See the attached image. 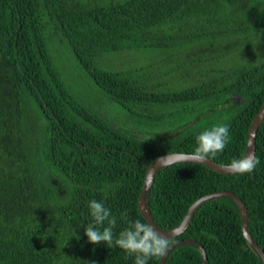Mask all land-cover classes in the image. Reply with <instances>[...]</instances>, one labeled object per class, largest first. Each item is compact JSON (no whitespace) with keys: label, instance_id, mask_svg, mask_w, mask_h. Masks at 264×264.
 <instances>
[{"label":"trees","instance_id":"16d2710c","mask_svg":"<svg viewBox=\"0 0 264 264\" xmlns=\"http://www.w3.org/2000/svg\"><path fill=\"white\" fill-rule=\"evenodd\" d=\"M142 48L165 59L102 63L110 52ZM68 63L117 105L118 121L75 94ZM263 101L264 0H0V264H134L118 246L87 241L89 202L109 208L118 238L145 221L138 196L156 157L193 153L201 132L227 124V146L209 158L229 164L244 155ZM255 156L251 174L187 161L157 170L148 197L154 224L171 229L197 198L231 191L264 250V119ZM184 238L203 245L207 264H262L230 196L201 203L170 241ZM165 264L204 263L183 243Z\"/></svg>","mask_w":264,"mask_h":264},{"label":"clouds","instance_id":"9594fccd","mask_svg":"<svg viewBox=\"0 0 264 264\" xmlns=\"http://www.w3.org/2000/svg\"><path fill=\"white\" fill-rule=\"evenodd\" d=\"M229 139L227 124L204 130L196 138L197 147L192 153L193 159L203 161L209 156H216L223 152ZM259 163L255 154L249 153L233 159L226 165V169L234 175L251 174ZM88 207L94 223L84 227V234L91 244L103 242L108 247L118 246L129 255H134V264H147L153 257L161 258L171 246L169 238L158 233L148 222L139 219L132 221L129 227L121 231L118 238L114 239L113 228L116 225V218L112 216L109 208L96 200L90 201ZM105 221H107L106 227L103 226Z\"/></svg>","mask_w":264,"mask_h":264},{"label":"water","instance_id":"95a60500","mask_svg":"<svg viewBox=\"0 0 264 264\" xmlns=\"http://www.w3.org/2000/svg\"><path fill=\"white\" fill-rule=\"evenodd\" d=\"M263 119H264V101H263L259 111L255 114V116L253 117V119H252V121L248 127L247 143H246V148H245L244 154H249V153L255 154L256 132H257L259 124L262 122ZM185 161L203 164V165L207 166L208 168H210L213 171H216L218 173H224V174L230 173L226 169L227 164L218 163V162L210 159L209 157L203 161H195L192 157V153L169 152V153H165V154H162V155L156 157L147 166V169H146V172L144 175V179H143V186H142V189H141L140 194L138 196L137 206H138L139 212L142 215V217L144 218V220L146 222H148L150 225H152L153 228L158 233H160L161 235L171 239V238H174V237L180 235L185 230V228L188 224V221L190 220L194 210L201 203H203L204 201H206L210 198H214V197H218V196H224V195L230 196L234 200V202L238 208L239 214H240L241 230H242L243 236L246 239L247 243L249 245H251L258 252V254L260 255V258L262 260V264H264V250L258 245L257 242H255L253 240V238L250 234V231L248 229L247 208H246L244 202L241 200V198L231 191H226V190L216 191V192L209 193V194H206V195H203V196L197 198L193 203H191L189 205V207H188L183 219L181 220V222L178 225L172 227L171 229H161L154 224L152 217H151V214H150L149 207H148V197H149L150 189H151V186H152V183L154 180V175H155L156 171L159 170L160 168L168 166L172 163L185 162ZM183 243L193 244L196 247H198L200 252H201L202 258H203V263L207 264L206 252H205L203 245L200 244L198 241H196L194 239H190V238H184L181 240H175V241L171 242V246L167 250L166 254L160 258L159 264H165V260L168 256L169 252L176 245L183 244Z\"/></svg>","mask_w":264,"mask_h":264},{"label":"rangeland","instance_id":"374dc122","mask_svg":"<svg viewBox=\"0 0 264 264\" xmlns=\"http://www.w3.org/2000/svg\"><path fill=\"white\" fill-rule=\"evenodd\" d=\"M53 45L52 50L54 49ZM221 52L224 53V61L227 63L231 61V49L229 46H225ZM165 59L162 52H156L151 49H127L120 52H110L103 59L102 63L108 68H120L129 67L133 63L148 64L163 62ZM66 70L71 71L74 83L76 85L74 92L80 95V99L93 105L95 110L101 111L103 114L109 117V119H115L118 121L116 114V104L107 98V95L95 87L92 82L89 81L87 74L80 67L75 66L73 63L66 64Z\"/></svg>","mask_w":264,"mask_h":264}]
</instances>
